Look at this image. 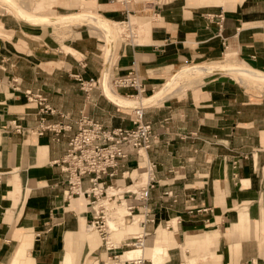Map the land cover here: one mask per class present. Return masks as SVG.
I'll return each mask as SVG.
<instances>
[{"label": "crops", "instance_id": "obj_1", "mask_svg": "<svg viewBox=\"0 0 264 264\" xmlns=\"http://www.w3.org/2000/svg\"><path fill=\"white\" fill-rule=\"evenodd\" d=\"M27 1L44 9L55 0ZM87 1L117 27L137 13L136 0L127 6ZM1 9L0 264H104L113 252L100 236L83 229L92 220L90 199H66L57 160L80 118L132 127L133 106L114 102L101 88L83 90L75 74L84 79L99 77L105 69L116 76L137 74L143 97L187 65L224 54L264 72V0L157 2L145 31L131 19V33L135 25L142 33L116 43L110 56H105L103 38L108 41L109 34L95 26L96 34L75 27L67 51L51 33ZM71 14L76 13L58 15ZM26 90L45 96L49 110L28 100ZM117 93L124 98L137 94L132 88ZM146 106L153 145L141 155L133 152L125 168L131 175L146 169L141 176L146 181L151 174L154 186L147 216L142 203L131 198L141 225L122 231L131 236L121 245L143 234L144 251L150 249V258L144 257L153 264L166 254L163 264H189L185 255L191 252L183 250L184 244L217 255L219 264H264V93L213 73L195 89ZM42 125L59 131L41 134ZM121 181L129 179L112 180L117 187ZM165 232L167 245L161 241ZM113 236L115 242L122 239L120 233Z\"/></svg>", "mask_w": 264, "mask_h": 264}, {"label": "built area", "instance_id": "obj_2", "mask_svg": "<svg viewBox=\"0 0 264 264\" xmlns=\"http://www.w3.org/2000/svg\"><path fill=\"white\" fill-rule=\"evenodd\" d=\"M134 0H108L110 3H120L125 6ZM130 10H127V14ZM121 24H125L130 31V37L133 33L131 26L133 24L130 19ZM75 78L80 83L83 90L89 92L93 88H101L103 95L108 97L109 93L117 94L119 88H132L137 94H129L126 98H130L137 102L132 107L134 117L132 119V127L109 126L102 122L82 117L77 124V132L70 138L68 148L64 156L57 160L61 173L66 183L64 196L67 200L85 195L90 199L92 209V220L89 227L95 230L104 241L106 249L113 253L109 255L108 260L104 264H153L143 255L132 258L121 259L122 253L117 250L123 247L144 248L145 239L143 235L133 236L127 239L123 245L110 244L108 240L109 232L107 226V218L110 216L114 206H109L113 202L122 204L125 201L127 214L134 220L136 216V204L127 200L133 197L134 200L140 201L143 205L145 216L148 215L149 201L151 199V189L154 186V179L149 174V178L136 186L137 189L118 188L116 194H109V188L114 186L112 180L119 175L123 178H130V171L126 169V161L133 152L141 155L142 150L152 147L154 142V129L150 121L144 119L147 106L142 101L140 95L144 91V86L137 74L126 76H116L109 69H105L99 77H91L84 79L81 75L75 74ZM25 95L28 100L34 101L42 105L41 110H49L46 97L40 93L26 90ZM18 132L22 131L21 125L14 126ZM59 131L55 126H41L40 133L45 130ZM152 167V166H151ZM150 167V168H151ZM89 185L84 187V183ZM132 181L127 187H132ZM106 201V202H105ZM152 220V219H151ZM110 261H112L110 263Z\"/></svg>", "mask_w": 264, "mask_h": 264}, {"label": "rangeland", "instance_id": "obj_3", "mask_svg": "<svg viewBox=\"0 0 264 264\" xmlns=\"http://www.w3.org/2000/svg\"><path fill=\"white\" fill-rule=\"evenodd\" d=\"M164 1H166V0H136V2H137V13L134 15H131L130 18L132 20H134L135 23H137L140 28L142 27L144 29L143 31H145L144 27L149 23L150 18L153 15L154 5L157 2H164ZM145 4L149 5L150 7L147 9ZM58 6H67L68 9L66 11L62 10V9L58 10ZM0 8H2L1 10L8 12L6 14H9L7 16L10 18L13 15V16L17 17L18 20H20L23 23L32 24V26H36L37 28L41 27L44 30L43 33L45 35L51 33L53 40L55 42H58L63 47V50H67V51H71L69 49V47L66 46V44H68L67 39L72 37L73 30L75 27H80V28L86 27V28H89L92 31V33L96 34L94 31V30H96L94 28V26L98 27L99 29L101 28V26H104V28L101 30H103L109 34L108 42H107V39L105 37H103L106 40V45H104L105 56H110L112 54V51H113L116 43L121 42V41H130V39H131L130 31L126 28L125 24L119 25V27H117V25L115 24L116 23L115 21L104 19L102 14L97 12L95 5L93 3H91L90 1H87V0H70V2H68L67 0H55L52 2L51 5L48 4L47 7L44 9L42 8V6L40 4H35V3L30 4V2L27 0H0ZM69 8H71V9H69ZM26 9L29 13H26ZM143 11H145V12H143ZM68 13H76V14H73L71 16L72 17L71 19L67 18L69 20H66V18H64L65 20L64 19L59 20L60 16H58V14H68ZM25 14L26 15L29 14L30 16L29 15L26 16ZM89 14L91 16L94 15L95 17L93 16L94 18L92 19V17L90 18ZM85 15H86V17H84ZM34 17H37V18L40 17V18L38 20V19H34ZM41 18H46V19L41 20ZM102 19H103V21H102ZM91 20L93 22H91ZM93 23H95V24L93 25ZM138 25L134 26L135 28H137L136 31H134V33L135 34L138 33L140 35L142 32H140L141 30H139ZM2 30H3V33L9 34V32H7L6 30H4V29H2ZM109 42H111L112 44ZM234 58L239 59L238 57L229 56V55L224 54L221 58H218L217 60H215L213 62L208 61V62H204V63H192L191 65H187L186 67L177 71L174 74V76L169 78L160 88H158L155 91L154 94H152V95H156L158 93V96L154 101L146 100L145 98H149L152 96V95H148V96H143L145 98H142V103L144 105L153 104V103L157 102L158 100L165 98L167 96H175L177 94H180V93L182 94V93L189 91L191 89H195V88L199 87L200 85L204 84L208 78L212 77L213 73H221L223 75L226 74L227 76H231L232 78L236 79L237 81L242 82L245 86H247V87H249V88H251L257 92L264 93V81L263 82H257V81H255V79H253L252 76H250V77L244 76L242 71L243 70H244V72H247L248 70H253V71H257V72L260 71L259 72L260 74H264V72L256 69L253 66H251V64L246 62V61L235 60ZM207 65L211 66V67H213L215 65L219 66V67L222 66V67H220L221 70L218 72L214 71V70L213 71L212 70H206L205 72H198V73L193 74V73H191V71H188L190 68H194L196 66L198 67V66H207ZM108 66H109V64L107 63L106 67H108ZM227 67L229 69H227ZM176 79H178V81ZM111 94H112L111 99L113 100L115 93H111ZM108 96H110V93L108 94ZM131 100L132 99H130V98H124L123 97L122 103L120 102L119 104L134 106L135 103H137V102H135L133 100L131 101ZM124 101H126V102H124ZM129 101L131 104L129 103ZM138 172H139V174L138 173H134L133 175L130 174V176L132 177L133 180L128 178L130 181V182L128 181L129 184H131L132 181L134 182V185L132 187H127L129 184L128 183L124 184V181L118 182V186L121 187L122 189H125V190L128 188L133 189V190L137 189L136 186L145 182L144 179L142 178L141 174L143 172H147V171H146V169H143V170H139ZM114 186L116 187V184H114ZM114 192H115V190L109 191L110 194H112ZM79 199H80V201L85 200V198H83V197H81ZM131 201H132V199L127 200L128 203H130ZM107 204L111 207L114 206V209L111 212H114L118 208L117 211L112 214V217H110L111 219H115V221H116V219H118L117 223H116V225H118V228L116 231L111 232L109 234L110 237L108 239H110L111 241H114L113 238L115 235L113 236V234H115V233L119 234L120 233L122 239L118 240L117 241L118 243L116 245H121V243H120L121 241H124V239L126 237L131 236L130 234L125 236V233H123L122 231H124L125 229L133 230V227L137 228L138 224L136 223V224L131 226L132 219H130L129 217H125V214H127V211L125 210L124 206H120L121 204H117L115 202H113L111 204H109V203H107ZM122 204H125V201H123ZM107 225H108V223H107ZM128 225H130V226H128ZM83 229L88 231V233H95L96 235L99 236V234L95 230H93L92 228L88 227L85 222L83 223ZM167 235H168L167 232H165L163 238L161 239L163 244H166V245L169 244V240L167 238ZM184 245H182L183 250H190V252H191V254L189 256L185 255V260L189 264H219L220 263V259H218L217 255L210 254V253L206 252V250H191L189 247L184 246ZM127 249H131V248L124 247L122 250H124V252H125ZM149 250L150 249H148V246H147L146 251H144V256L146 254V256H148L150 258ZM208 250H210V249H208ZM194 252H198L199 254H195ZM119 253H122V252H119ZM169 256H168V254L159 255L157 260H155V261L159 262L158 264H163L167 260V258H169ZM194 257H196V259L193 261L192 259ZM111 262L112 261H110V263Z\"/></svg>", "mask_w": 264, "mask_h": 264}, {"label": "bare ground", "instance_id": "obj_4", "mask_svg": "<svg viewBox=\"0 0 264 264\" xmlns=\"http://www.w3.org/2000/svg\"><path fill=\"white\" fill-rule=\"evenodd\" d=\"M19 9V8H18ZM142 12V11H141ZM143 12H145V11H143ZM26 13H29L28 11H27V9H26ZM24 14V13H23ZM26 15V14H25ZM29 15V14H28ZM28 15H26V16H28ZM90 15V14H89ZM30 16V15H29ZM58 16H60L59 17V20L60 19H64V18H66V20H69V19H67V18H72L71 16H72V14L71 15H58ZM94 15H90V18L92 17V19L95 17H93ZM57 17V16H56ZM84 17H86V15L84 16ZM30 18V17H29ZM40 18V17H39ZM39 18H37V17H34V19H38L39 20ZM44 19H46V18H41V20H44ZM105 19V18H104ZM48 20V19H47ZM65 20V19H64ZM89 20V19H88ZM71 21V20H70ZM90 21V20H89ZM102 21H103V19H102ZM101 21V22H102ZM88 22V21H87ZM91 22H93L92 20H91ZM130 22L132 23V21H131V18H130ZM95 23H93V25H94ZM119 25H121V23H118ZM104 25V24H103ZM98 28V27H97ZM104 28V26H101V28L100 29H103ZM108 42V41H107ZM220 67H222V66H220ZM219 66H213V67H211V66H196V67H194V68H190L188 71H191V73H193V74H195V73H198V72H205L206 70H214V71H220L221 70V68H220ZM225 67V66H224ZM227 69H229L228 67H227ZM243 70V69H242ZM225 71V70H224ZM243 72V75L244 76H247V77H250V76H252L253 77V79H255V81H257V82H263L264 81V74H260L259 72L260 71H253V70H248L247 72H244V70L242 71ZM177 81H178V79H176ZM114 95V94H113ZM111 96H112V94L110 93V98H111ZM157 96H158V93L156 94V95H152L151 97H149V98H145L146 100H152V101H154L156 98H157ZM122 98L123 97H121L120 95H117V94H115L114 95V97H113V100H114V102H116V103H122ZM121 99V100H120ZM132 101V100H131ZM124 102H126V101H124ZM146 102V101H145ZM128 103V102H127ZM126 103V104H127ZM129 103H130V101H129ZM140 103H142V102H140ZM131 104V103H130ZM145 151V150H144ZM142 153V152H141ZM118 188H120V187H115V186H112L111 188H109V191L110 190H115V192L114 193H112V194H116L117 193V191H118ZM110 194V193H109ZM112 194H110V195H112ZM81 196H83L84 197V195L83 194H81ZM80 196V197H81ZM106 202V201H105ZM120 206H123V204H121ZM122 208V207H121ZM118 209V208H117ZM117 209L114 211V212H111V214H110V216L108 217V219H107V223H108V232H109V234L111 233V232H114V231H116L117 230V228H118V225H116V223H117V220L118 219H116V221H115V219H111L110 217H112V214L113 213H115L116 211H117ZM125 209H126V211H127V208H126V206H125ZM126 215V214H125ZM115 217V216H114ZM137 218V219H136ZM124 222V221H123ZM132 223H138V224H140L141 225V222H140V218L139 217H137V216H135L134 217V220L132 221ZM88 227H89V225H88ZM138 235H143V234H138ZM138 235H134V236H138ZM110 237V235L108 236V238ZM109 240V243L110 244H114V245H116L118 242H115V241H111L110 239H108ZM144 248H141V247H134V248H131V249H127L124 253H122V255H121V259H126V258H132V257H136V256H139V255H143L144 256ZM113 264V263H112Z\"/></svg>", "mask_w": 264, "mask_h": 264}]
</instances>
